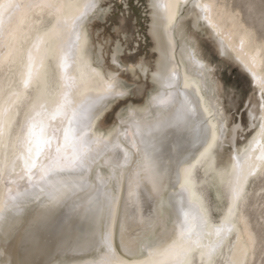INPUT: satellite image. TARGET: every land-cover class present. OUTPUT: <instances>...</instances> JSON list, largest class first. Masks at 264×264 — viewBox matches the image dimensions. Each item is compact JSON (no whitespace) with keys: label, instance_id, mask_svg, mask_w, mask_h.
<instances>
[{"label":"bare ground","instance_id":"6f19581e","mask_svg":"<svg viewBox=\"0 0 264 264\" xmlns=\"http://www.w3.org/2000/svg\"><path fill=\"white\" fill-rule=\"evenodd\" d=\"M8 2L0 0V4ZM10 2L19 7L0 15V264H102L105 260L139 264L246 263L255 246V235L244 212L246 187L251 180L264 175L261 110L254 122V132L241 148L234 145L240 126L231 127L227 119L228 131L224 138L201 155L206 145L199 138L200 124L188 110L197 99L196 89L206 103L218 99L207 78L208 66L193 42L185 38L183 25L187 21L193 32L204 30L213 36L219 55L231 57L247 73L261 97L264 46L257 43L253 32L244 28L235 15L216 0H147L148 31L156 51L154 70L149 78L152 92L141 107L127 108L117 116L111 128L101 130L99 121L112 103L106 101L107 110L95 121V138L114 141L118 128L125 129L127 135H121L113 147L98 158L87 177L57 173L56 187L45 186V191L41 192L34 185L42 183L38 176L40 166L48 163L44 157L55 155L57 146L64 143L71 109L86 94L84 86L93 80L92 70L100 67L91 64L95 58L86 24L80 29L82 51L75 63L70 56L64 61L60 52V42L68 32L76 38L72 30L74 18L87 11L84 5L94 0ZM48 4L55 7L46 6ZM205 6L210 7L204 10ZM93 12L88 11V16L93 17ZM57 27H63L64 31L57 32ZM146 69L139 71L146 73ZM63 92L67 93L68 104L66 109L57 111ZM133 141L137 143L134 145ZM227 144L232 145L234 151L224 163L220 160L221 151ZM125 152L128 153L127 163L124 162ZM29 155V163L31 160L37 163V168L32 170V181L24 168V160ZM238 164L245 169L249 165L256 167L251 170L237 203L232 219L235 227L228 232L229 225H224L221 232L224 242L216 248L215 229L224 224L228 214L229 183ZM185 169H188V186L206 208L209 209L204 187L208 184L215 183L226 201L218 220L213 221L208 211L210 235H197L198 220L190 217L188 223H184V211L188 208V193L181 188ZM197 171H200L199 178ZM97 173L104 177L123 174L119 185L114 180L107 185L108 191L115 187L118 194V205L111 218L107 213L96 212L95 202L89 204L83 199V193L74 198L65 195L69 189L79 191L86 180L96 182ZM130 180L134 182L132 196H129ZM146 189L157 196L149 211L141 204V193ZM182 197L185 198L183 210ZM189 226L193 229L190 235L186 231ZM109 227L111 253L101 242L102 233ZM33 229L40 232L32 253L34 261L30 262L28 253L34 247V239L28 237L27 232ZM122 237L125 240L132 237L137 244L146 247L130 256ZM212 249L210 260L208 253Z\"/></svg>","mask_w":264,"mask_h":264},{"label":"snow or ice","instance_id":"6c2138e0","mask_svg":"<svg viewBox=\"0 0 264 264\" xmlns=\"http://www.w3.org/2000/svg\"><path fill=\"white\" fill-rule=\"evenodd\" d=\"M126 2V0H125ZM48 7H55V5L48 4ZM19 7V5H14L10 2L6 4H0V15H2L8 9ZM210 6H205L204 10H207ZM87 11H83L79 16L75 17L72 22V30L76 33V38H72V32H68L67 35L60 42V52L64 61H67L70 56L75 63L77 57L82 51L81 46V35L80 29L83 28L91 17L88 16V11L93 12L95 19H102L105 22L111 16L113 12V6L111 0H94L93 3L84 5ZM171 23V18L169 19ZM59 25V22H58ZM57 32H63V27H57ZM113 31L119 32V24L114 25ZM99 36V33H97ZM85 42L87 38L85 37ZM105 45H108V51L111 55V62L107 69L103 66L94 68L92 71L94 73V78L92 81L88 82L84 86L86 94H83V99L74 108L71 109V117L68 120L69 128L65 130L64 133V143L57 146L55 150V155L46 154L45 160L48 161L46 164H42L39 168L38 179L40 182L34 186L39 187L40 191H45V186L48 189L56 187L58 183L57 173L69 172L81 175L82 178L87 177L88 173L92 170L93 165H95L106 151L113 147V144L118 141L121 135H127L125 129L118 128L115 133L114 141H101L95 138L93 129L95 127V121L107 110L109 103L117 99L126 98L127 96L133 94L131 84H122L121 77L124 74L130 73L132 77L138 76L136 72V65L139 63V58L133 59L135 53V45L132 47L128 46V35L123 33V35L118 36L115 40L110 37H104L103 40H97L94 47L99 53V58L96 63L100 64V58L104 56ZM117 54H119L117 56ZM31 59V57H30ZM62 67L65 65L62 64ZM62 79H68V77H62ZM171 86V85H169ZM185 88L188 87L187 83L184 85ZM124 88L127 91H119L118 89ZM95 92V95L91 93ZM171 95V94H168ZM197 99L192 102L193 107L189 108V113L193 119H196L200 124L199 138L204 147L203 152H208L213 145L216 144L218 140H222L225 133L228 131L226 127L227 117L225 111L220 106L219 100L215 102L209 101L205 102V98L199 94V89H196ZM61 101L57 105V111L66 109L68 100L67 93H61ZM163 102V101H161ZM260 108V120L262 121L260 128L261 133L264 134V82L261 83V103ZM215 121V122H214ZM121 123H126V121H121ZM235 126V121H233ZM134 145L136 141L132 142ZM142 143V142H141ZM118 146V145H117ZM69 149L71 154L69 155ZM31 154V149H29ZM40 156V152H37V157ZM128 153L125 152V163H127ZM31 159V155L24 160V168L27 169L29 175V181L33 180V169L37 168V163L35 160ZM247 163V161H246ZM122 167V166H121ZM255 165H249L245 169L242 165L236 166L235 175L232 181L229 183V197L230 206L228 209V214L225 217L224 224L221 227L215 229V235L218 238L215 247L218 248L222 246L225 237L221 236V232L224 231V225H229L228 232H231L235 227L232 224V219L235 216V209L237 203L242 197L244 186L246 185L249 175L252 174V169ZM188 169H185L184 183L181 184V188L188 193L187 204L188 208L184 211L185 221L187 224L189 218L192 220L199 221V231L198 236H202L208 233L210 227L208 211L209 209L205 207L203 200H197L195 193L188 186ZM123 174H113L112 176H100L97 173L96 182L86 180L85 183L80 187L79 191L69 189L65 192V195L69 198L77 197L80 193H83V199H86L89 204L95 202V211L101 214L107 213L111 218L113 214V209L118 205V194L117 189L114 187L111 191L107 190V185L111 181H115L119 185L122 181ZM133 181H129V196L133 193ZM138 185V181L135 182ZM162 188V183H161ZM185 204V198L181 199V206L183 210V205ZM77 205L73 202V207ZM47 207V205H45ZM187 233L190 235L193 231L192 227L189 226L186 229ZM183 234V233H182ZM147 237L145 236V239ZM239 239V237H237ZM101 242L104 248L107 249L108 253L112 252V231L109 227L106 229L101 236ZM122 244L127 250L130 256H135L138 251L142 249V246L136 243V240L132 237L124 239L122 237ZM212 249L209 251V259L211 260ZM151 255V253H150ZM102 264H139L137 261H119L115 262L112 260H105Z\"/></svg>","mask_w":264,"mask_h":264},{"label":"rangeland","instance_id":"374dc122","mask_svg":"<svg viewBox=\"0 0 264 264\" xmlns=\"http://www.w3.org/2000/svg\"><path fill=\"white\" fill-rule=\"evenodd\" d=\"M216 1L222 4L228 12L235 15L244 28L253 32L257 43L264 46V0ZM111 3L113 12L106 22L102 19H95L93 16L86 23L91 53L95 58L91 61V64L96 67L103 66L107 69L110 64L109 46L105 45V54L98 65L96 63L98 51L94 47L96 41L98 39L103 40L104 37H110L115 40L126 32L128 35V46L132 47L135 45V53L132 58H139V63L136 65L138 76L132 77L130 73L122 75L121 83H130L133 94L126 98L112 101L109 109L99 121L101 130L111 128L115 124L117 116L123 114L127 108H139L144 104L146 98L153 90V85L149 78L151 71L154 70L156 59V51L153 48L148 31L149 8L147 0H126V2L125 0H111ZM117 24L120 26L119 32L113 31L114 25ZM183 31L185 38L193 42L199 56L208 66L207 78L225 111L229 125L233 127V121H235V126H240L234 144L239 149L254 132V122L258 117L261 97L251 84L247 73L237 63L233 62L231 57L219 55L213 36L204 30L193 32L187 21L183 25ZM97 33H99V36ZM92 55H90L91 59L93 58ZM145 67H147L146 73H141L139 70H143ZM233 151L234 147L232 145H224L220 160H223L224 163L228 162ZM197 177H200V171H197ZM246 188L247 201L244 212L255 235V246L252 250V256H248L244 264H264V175L251 180ZM204 190L210 216L213 221H216L222 214L226 201L221 197V191L215 183L208 184L204 187ZM141 195V204L145 210L149 211L157 201V196L149 193L148 189L144 190ZM37 230L33 229L27 232V236L34 239V247L28 253L30 262L34 261L32 253L40 232Z\"/></svg>","mask_w":264,"mask_h":264}]
</instances>
